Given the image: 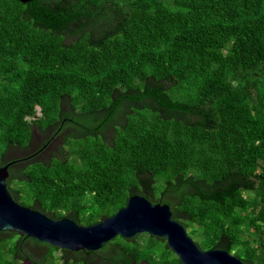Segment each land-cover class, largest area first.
I'll use <instances>...</instances> for the list:
<instances>
[{
    "label": "trees",
    "instance_id": "trees-1",
    "mask_svg": "<svg viewBox=\"0 0 264 264\" xmlns=\"http://www.w3.org/2000/svg\"><path fill=\"white\" fill-rule=\"evenodd\" d=\"M21 206L98 223L140 195L264 264V0H0V166ZM181 264L163 238L0 264Z\"/></svg>",
    "mask_w": 264,
    "mask_h": 264
},
{
    "label": "water",
    "instance_id": "water-1",
    "mask_svg": "<svg viewBox=\"0 0 264 264\" xmlns=\"http://www.w3.org/2000/svg\"><path fill=\"white\" fill-rule=\"evenodd\" d=\"M10 164L0 166V232L71 252L96 251L117 236L131 239L148 234L163 238L181 264H244L227 251L199 249L168 205L153 204L140 195L129 197L123 208L92 225H78L69 218L51 219L12 198L6 186Z\"/></svg>",
    "mask_w": 264,
    "mask_h": 264
},
{
    "label": "rangeland",
    "instance_id": "rangeland-1",
    "mask_svg": "<svg viewBox=\"0 0 264 264\" xmlns=\"http://www.w3.org/2000/svg\"><path fill=\"white\" fill-rule=\"evenodd\" d=\"M193 241H194V240H193ZM21 264H28V263H24V262H23V263H21Z\"/></svg>",
    "mask_w": 264,
    "mask_h": 264
}]
</instances>
